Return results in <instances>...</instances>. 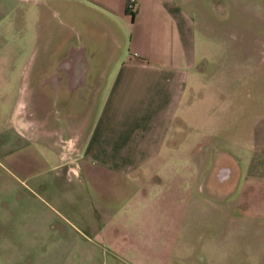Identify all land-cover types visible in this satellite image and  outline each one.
I'll use <instances>...</instances> for the list:
<instances>
[{"label": "crops", "instance_id": "obj_1", "mask_svg": "<svg viewBox=\"0 0 264 264\" xmlns=\"http://www.w3.org/2000/svg\"><path fill=\"white\" fill-rule=\"evenodd\" d=\"M53 1L27 0L44 20L59 11L86 18L127 54L72 57L38 77L24 70L18 98L0 75L13 131L0 165L40 199L23 213L24 240L50 259L39 264H218L236 237L212 228L264 218V109L250 105L251 92L236 100L231 76L242 121L223 142V111L204 109L216 103L219 76H204L209 59L196 34L209 27L235 39L238 9L257 21V31L250 22L241 30L261 51L264 0H134L131 13L127 0ZM248 78L264 82L263 73ZM80 95L82 112L71 106Z\"/></svg>", "mask_w": 264, "mask_h": 264}, {"label": "rangeland", "instance_id": "obj_2", "mask_svg": "<svg viewBox=\"0 0 264 264\" xmlns=\"http://www.w3.org/2000/svg\"><path fill=\"white\" fill-rule=\"evenodd\" d=\"M49 1V4L57 5L53 0ZM246 1L248 2V0H238V3L246 4ZM254 1L261 3V0ZM64 4H67L66 1ZM7 6H12L10 10L12 13L0 12V75H8L12 80L9 87L12 98L21 96L20 88H23L24 70L27 72L30 70L31 76L38 77L43 74L50 75L55 65L72 57L81 56L86 60H117L127 54V50L123 49L122 39L119 44L120 49L113 42L111 35L102 33L96 28H88L86 18L79 17L74 22L59 11L58 15H49L44 20L41 18L39 8L33 5L28 6L27 0H0V11ZM56 9L59 10L58 7ZM236 10L231 15L239 28L235 39H230L227 34L214 32V29L210 31L209 27L203 35L196 34L198 51L205 52L209 59L204 76H219L220 88L214 99L216 103H213L212 107L207 104L204 109H207L210 117L218 114L221 117L220 111H223L222 122L225 128L221 131L223 142L227 141V138H232L231 135L237 131L235 129L240 117L242 121V115L239 116L234 110L237 105L233 101L232 88L230 89L231 76L237 77V82L232 83L237 87L235 94L238 98L235 96V99L242 100L247 96L245 93L251 92L247 100L250 105H254L257 112L264 109V82L258 79L252 83L248 78L249 75L258 77L264 74L262 62L264 46L261 51H251L253 40L250 35L244 34L241 30L247 26V22H250L248 28L253 27L257 31L258 24L255 19L247 21L243 12ZM248 52H250L249 55H247ZM248 58L249 64L246 61ZM259 58H261L260 61ZM43 63L46 64V70L42 67ZM2 91L0 86V92ZM207 91L210 93V90ZM12 98H8L9 101L6 98L0 100V152L12 140L13 131L8 120V106ZM198 101L199 99L196 98V105L190 110V115L196 120L198 119V115L195 114L198 110ZM86 105L85 99L80 95L71 106L76 111L82 112ZM214 107L218 111L217 114L211 112ZM174 123L179 124L177 118ZM60 142L65 143L62 140ZM260 197L264 200V195ZM258 199L259 197H256V201H259ZM38 202L40 203V199L36 195L29 194L23 183L12 178L0 165V255L3 256L4 252L9 253L6 255L7 258L0 257V264H39V261L41 263L50 261L49 258H37L38 243L24 240V209L27 205ZM223 223L217 228L213 227L212 231L208 229V232L217 230L223 236L232 235L238 238L223 243L218 264H264V218H256L248 227Z\"/></svg>", "mask_w": 264, "mask_h": 264}, {"label": "built area", "instance_id": "obj_3", "mask_svg": "<svg viewBox=\"0 0 264 264\" xmlns=\"http://www.w3.org/2000/svg\"><path fill=\"white\" fill-rule=\"evenodd\" d=\"M134 8V0H127L126 1V9L129 12H132Z\"/></svg>", "mask_w": 264, "mask_h": 264}, {"label": "trees", "instance_id": "obj_4", "mask_svg": "<svg viewBox=\"0 0 264 264\" xmlns=\"http://www.w3.org/2000/svg\"><path fill=\"white\" fill-rule=\"evenodd\" d=\"M127 10V9H126ZM129 12V11H128ZM131 13V12H130Z\"/></svg>", "mask_w": 264, "mask_h": 264}]
</instances>
